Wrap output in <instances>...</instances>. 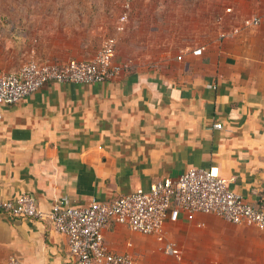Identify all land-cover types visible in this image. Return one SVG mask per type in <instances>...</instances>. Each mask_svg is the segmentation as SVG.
<instances>
[{
    "label": "crops",
    "instance_id": "0c3cea01",
    "mask_svg": "<svg viewBox=\"0 0 264 264\" xmlns=\"http://www.w3.org/2000/svg\"><path fill=\"white\" fill-rule=\"evenodd\" d=\"M70 1L77 8L61 16L77 12L88 34L50 43L64 50L48 58L89 61L97 51L88 53L91 39L114 25L103 22L111 1ZM121 4L115 0V28ZM263 11L264 0H134L124 30L109 32L115 61L130 64L121 77L49 83L0 104V200L30 194L43 213L60 203H109L192 167L223 178L246 202L264 200ZM256 14L259 26L239 27ZM236 26L237 34L219 37ZM196 48L201 56L191 54ZM103 239L132 264H264V231L209 215L181 214L159 237L110 222ZM164 243L180 255H165ZM9 258L72 264L66 239L48 220L0 212V262Z\"/></svg>",
    "mask_w": 264,
    "mask_h": 264
},
{
    "label": "built area",
    "instance_id": "2783aa9c",
    "mask_svg": "<svg viewBox=\"0 0 264 264\" xmlns=\"http://www.w3.org/2000/svg\"><path fill=\"white\" fill-rule=\"evenodd\" d=\"M134 0H122L121 13L115 30L122 32L128 22ZM264 15V11H263ZM262 15H254L242 21L243 28L257 27ZM223 33L220 38L233 36ZM116 40L107 38L92 60L36 61L30 60L18 71L0 75V104L12 105L22 98L40 91L49 83L96 84L118 79L130 69L126 61H115ZM191 54L201 56L200 48ZM181 59V57H178ZM215 129H221L217 123ZM0 212L17 218L46 219L58 234L66 239L72 264H132L124 252L108 250L103 231L116 223L133 233L156 236L162 234L166 223H175L181 214L209 215L233 225H253L264 231V202L251 204L231 190L223 178L204 168H189L175 178H160L146 189H136L119 196L109 203L91 200L82 206L67 203L55 205L43 213L30 194H20L11 200H0ZM162 251L177 257L178 249L164 243ZM0 264H20L9 258Z\"/></svg>",
    "mask_w": 264,
    "mask_h": 264
},
{
    "label": "rangeland",
    "instance_id": "374dc122",
    "mask_svg": "<svg viewBox=\"0 0 264 264\" xmlns=\"http://www.w3.org/2000/svg\"><path fill=\"white\" fill-rule=\"evenodd\" d=\"M97 1L102 3L104 0ZM110 1L111 7L102 6V13L106 15V18L103 17V22L107 26L111 19L114 25L111 24L105 28L106 30L103 29L97 40L91 39L93 46L88 53L92 50L98 51L107 38H114L109 32L115 31V0ZM68 7L77 8L73 1L68 2V0H0V75L16 72L30 60L57 62L56 59L49 60L48 53L63 52L64 48L53 49L49 46L50 43L55 42L56 46H59L64 40L73 42L83 39L88 32L85 27L77 25L78 13L75 11L77 14L71 15V18L61 16L63 9H69ZM248 17L252 16L238 20L239 27ZM239 27L236 26L231 30Z\"/></svg>",
    "mask_w": 264,
    "mask_h": 264
},
{
    "label": "trees",
    "instance_id": "16d2710c",
    "mask_svg": "<svg viewBox=\"0 0 264 264\" xmlns=\"http://www.w3.org/2000/svg\"><path fill=\"white\" fill-rule=\"evenodd\" d=\"M262 202H264V200H262V201H259V203L257 204V206H258V205H260Z\"/></svg>",
    "mask_w": 264,
    "mask_h": 264
}]
</instances>
